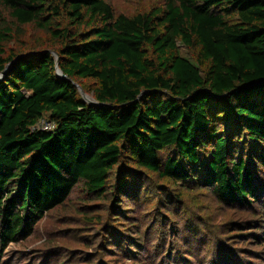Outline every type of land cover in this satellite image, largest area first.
Listing matches in <instances>:
<instances>
[{
    "label": "trees",
    "instance_id": "trees-1",
    "mask_svg": "<svg viewBox=\"0 0 264 264\" xmlns=\"http://www.w3.org/2000/svg\"><path fill=\"white\" fill-rule=\"evenodd\" d=\"M44 117L54 130L34 129ZM152 174L264 217V0H162L131 15L109 0H0V255L78 187L141 237ZM181 200L168 209L184 212ZM124 236L110 254L165 247ZM220 249L216 264H238L242 252Z\"/></svg>",
    "mask_w": 264,
    "mask_h": 264
},
{
    "label": "rangeland",
    "instance_id": "rangeland-1",
    "mask_svg": "<svg viewBox=\"0 0 264 264\" xmlns=\"http://www.w3.org/2000/svg\"><path fill=\"white\" fill-rule=\"evenodd\" d=\"M109 1L118 13L131 15L148 10L162 0ZM34 33L29 30L28 36ZM179 46L182 55L190 58L184 44L179 42ZM171 152L174 150L164 153ZM142 188V195L136 202V213L142 221L141 237L129 233V225L110 220L115 208L112 201L105 205L89 202L78 187L65 207L48 214L39 223L32 237L6 248L0 255V264H56L57 258L64 260V256L74 257L70 262L73 264H216L217 257L224 256L220 244L242 252L239 253L240 261L264 264V217L255 216L258 212L255 205L248 210L223 206L204 188L195 186L194 191L181 190L156 174L143 178ZM167 194H171L169 201ZM181 197L184 212H171L168 206ZM95 216L98 218L93 220ZM126 233L151 250L157 245L165 247L160 253L156 252L159 248L149 253L144 249L137 261L115 255L116 251L110 254L108 244L112 240L125 244Z\"/></svg>",
    "mask_w": 264,
    "mask_h": 264
},
{
    "label": "water",
    "instance_id": "water-1",
    "mask_svg": "<svg viewBox=\"0 0 264 264\" xmlns=\"http://www.w3.org/2000/svg\"><path fill=\"white\" fill-rule=\"evenodd\" d=\"M54 55H55V58H56V71H57V74H58L60 77H62V78H67V75H66V74L61 70V68H60V57H59L58 53L54 52ZM22 56H24V55H22ZM5 74H6V70L2 73V76H1V77L3 78ZM80 92H81L83 98H84L87 102H89V103H95V104H97V105H101L100 102H97V101H95L94 99L89 100L88 97H87V93H86L81 87H80Z\"/></svg>",
    "mask_w": 264,
    "mask_h": 264
},
{
    "label": "built area",
    "instance_id": "built-area-1",
    "mask_svg": "<svg viewBox=\"0 0 264 264\" xmlns=\"http://www.w3.org/2000/svg\"><path fill=\"white\" fill-rule=\"evenodd\" d=\"M55 127H56V124L53 121H51L47 117H44L36 124L34 129L52 131L55 129Z\"/></svg>",
    "mask_w": 264,
    "mask_h": 264
},
{
    "label": "bare ground",
    "instance_id": "bare-ground-1",
    "mask_svg": "<svg viewBox=\"0 0 264 264\" xmlns=\"http://www.w3.org/2000/svg\"><path fill=\"white\" fill-rule=\"evenodd\" d=\"M87 97H88L89 100H92L93 99V97L90 96V95H88V94H87Z\"/></svg>",
    "mask_w": 264,
    "mask_h": 264
}]
</instances>
